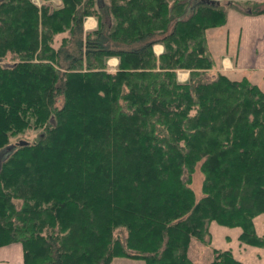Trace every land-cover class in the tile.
Segmentation results:
<instances>
[{
    "label": "trees",
    "instance_id": "1",
    "mask_svg": "<svg viewBox=\"0 0 264 264\" xmlns=\"http://www.w3.org/2000/svg\"><path fill=\"white\" fill-rule=\"evenodd\" d=\"M61 1L0 0V60L17 57L0 63V149L42 129L1 163L0 246L20 242L23 264H191L188 244L210 221L263 246L264 90L247 76H207L216 64L206 31L230 9L264 14V1ZM86 16L97 26L84 32ZM213 253L210 264H244L230 249Z\"/></svg>",
    "mask_w": 264,
    "mask_h": 264
},
{
    "label": "rangeland",
    "instance_id": "2",
    "mask_svg": "<svg viewBox=\"0 0 264 264\" xmlns=\"http://www.w3.org/2000/svg\"><path fill=\"white\" fill-rule=\"evenodd\" d=\"M30 2L38 7L42 5H46L50 8L55 7V6H61L63 4L61 0H30ZM244 2H241L243 4L241 3L240 4L242 5L243 8H246L244 6ZM239 15L240 13H237V10H234V9H231L228 15V23L232 24L234 34L236 33V28H237L235 18L239 17ZM84 23H87L88 25L85 26ZM83 25H84L83 27L84 32L93 30L97 26V20L94 16H86L84 17ZM63 36L66 37L67 33L64 32L62 34H57L54 37L55 39L54 43H55L56 48L60 44H64L65 40L62 41ZM216 37L213 36V38L218 39V42H215L213 41V39L210 38L208 39V46H209V50L213 54H216L214 55V57H217V59H219L218 58L219 53H220L219 49L222 50V48L224 47V43L218 36ZM233 40L234 39L231 37L229 40V46H228L229 48H232L234 46ZM6 53H7V50L5 54ZM114 58H117V57H114ZM16 59L17 57L15 54H13V52H8L3 58H1L0 63H2L3 66H11L16 62ZM213 60L215 64H218V67H219L220 60H219V63H217L216 59L213 58ZM106 63L108 65L109 71H114L117 67L118 59H117V62L116 63L113 62L112 65L108 64L107 61ZM187 74H188V71L186 70H178L177 79L180 78L178 79V81L181 82L182 80H184L183 78H187ZM183 75L185 77H183ZM207 76L211 77L210 71L207 72ZM242 76H247L252 82L258 84L264 90V70H259L255 72L250 71V72H245V73H237L236 75L231 76V77L238 79ZM61 99H59V101L56 103L57 107L61 106L62 104ZM41 134H42L41 128L28 127L24 129L20 134L13 136L10 141L11 143L7 147H3L0 149V166H1L2 161L10 154L16 142H18L19 140H25L29 143H32L36 139H38ZM190 178H191L190 187L195 193L194 195H195L196 200H198L201 196H203L202 183H203L204 176L201 170V161H198V163L195 164L194 170L193 172H191ZM12 202H14L17 209H19L22 204V200L20 198H14ZM254 225H255L257 234L262 236V238L264 239V214H259L258 216L254 218ZM206 226H207V232L204 233L202 239H199L197 237H192L188 244L186 253H187L188 258L191 260V264H210V261L212 260L213 254H214L213 251L216 249L217 250L230 249L234 257L242 261V263L244 264H264V245L263 246H249V245L240 243L238 240V236L241 230L238 227H227L215 221L208 222ZM117 228L114 230V236L119 239H123V237L125 236L124 235L125 232ZM109 264H146V263L142 259H137V258L126 256V257H114L111 259Z\"/></svg>",
    "mask_w": 264,
    "mask_h": 264
},
{
    "label": "crops",
    "instance_id": "3",
    "mask_svg": "<svg viewBox=\"0 0 264 264\" xmlns=\"http://www.w3.org/2000/svg\"><path fill=\"white\" fill-rule=\"evenodd\" d=\"M217 2L234 1L241 3L244 1L262 2L264 0H215ZM231 9L228 12L230 13ZM239 17H236L237 25L236 33H233L232 24H227L222 27L210 28L206 31L207 40L216 39L218 36L224 43V47L219 49L220 53L217 57L211 51V55L216 59V67L210 70L211 75L214 71H221L229 76H234L237 73H245L250 71L264 70V14H244L239 11ZM92 19V18H90ZM93 23V22H91ZM88 25L85 23V26ZM216 37V38H213ZM233 38L234 46L229 48V40ZM163 46L159 43L153 46V51L156 55L163 52ZM108 64L112 65L117 62V58H107ZM115 65V64H114ZM183 77H185L183 75ZM188 78V74H187ZM183 78L181 82L188 80ZM180 79V78H178ZM0 264H23L22 245L18 242L0 246Z\"/></svg>",
    "mask_w": 264,
    "mask_h": 264
},
{
    "label": "water",
    "instance_id": "4",
    "mask_svg": "<svg viewBox=\"0 0 264 264\" xmlns=\"http://www.w3.org/2000/svg\"><path fill=\"white\" fill-rule=\"evenodd\" d=\"M202 2L205 3V4H211V5H216V6L219 5V2H217L215 0H202ZM20 143H23V141L20 142Z\"/></svg>",
    "mask_w": 264,
    "mask_h": 264
},
{
    "label": "bare ground",
    "instance_id": "5",
    "mask_svg": "<svg viewBox=\"0 0 264 264\" xmlns=\"http://www.w3.org/2000/svg\"><path fill=\"white\" fill-rule=\"evenodd\" d=\"M184 82H185V81H184ZM186 82H187V80H186ZM186 82H185V83H186Z\"/></svg>",
    "mask_w": 264,
    "mask_h": 264
}]
</instances>
